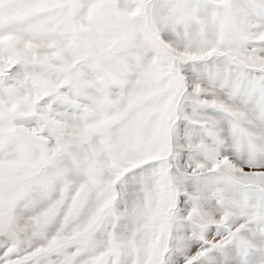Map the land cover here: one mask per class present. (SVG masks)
<instances>
[{
    "label": "rangeland",
    "instance_id": "obj_1",
    "mask_svg": "<svg viewBox=\"0 0 264 264\" xmlns=\"http://www.w3.org/2000/svg\"><path fill=\"white\" fill-rule=\"evenodd\" d=\"M0 264H264V0H0Z\"/></svg>",
    "mask_w": 264,
    "mask_h": 264
},
{
    "label": "water",
    "instance_id": "obj_2",
    "mask_svg": "<svg viewBox=\"0 0 264 264\" xmlns=\"http://www.w3.org/2000/svg\"><path fill=\"white\" fill-rule=\"evenodd\" d=\"M6 77H7L6 74L0 76V86L4 83Z\"/></svg>",
    "mask_w": 264,
    "mask_h": 264
}]
</instances>
